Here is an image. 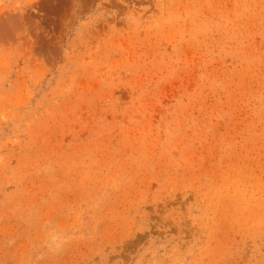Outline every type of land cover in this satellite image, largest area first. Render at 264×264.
I'll use <instances>...</instances> for the list:
<instances>
[{"label": "rangeland", "instance_id": "rangeland-1", "mask_svg": "<svg viewBox=\"0 0 264 264\" xmlns=\"http://www.w3.org/2000/svg\"><path fill=\"white\" fill-rule=\"evenodd\" d=\"M0 264H264V0H0Z\"/></svg>", "mask_w": 264, "mask_h": 264}]
</instances>
